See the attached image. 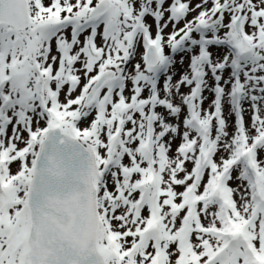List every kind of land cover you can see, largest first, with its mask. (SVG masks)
Segmentation results:
<instances>
[{
	"label": "snow or ice",
	"instance_id": "obj_1",
	"mask_svg": "<svg viewBox=\"0 0 264 264\" xmlns=\"http://www.w3.org/2000/svg\"><path fill=\"white\" fill-rule=\"evenodd\" d=\"M0 264H264V0H0Z\"/></svg>",
	"mask_w": 264,
	"mask_h": 264
}]
</instances>
